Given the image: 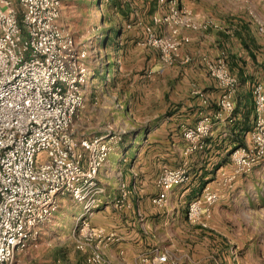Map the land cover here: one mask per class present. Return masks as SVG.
Listing matches in <instances>:
<instances>
[{"label":"built area","instance_id":"built-area-1","mask_svg":"<svg viewBox=\"0 0 264 264\" xmlns=\"http://www.w3.org/2000/svg\"><path fill=\"white\" fill-rule=\"evenodd\" d=\"M153 27H163L165 35L148 28V38L140 42L158 50L167 63L180 55L187 36L183 30L204 31L214 27L200 21L180 0H158ZM62 0H0V264H15L30 241L39 235L59 209V197L70 195L82 205V234L77 249L85 251L97 239L90 264H112L103 245L116 241L115 232L90 229L92 216L103 206L105 189L99 173L113 145L122 134L109 133L92 139H77L73 132L75 115L84 107L90 88L91 70L85 49L73 43L60 25ZM264 39V21L258 22ZM210 75L222 93L214 113L203 111L197 123L183 131L187 141L184 155L202 150L215 122L231 121L239 79L219 57L207 62ZM253 126L247 142L230 153L233 172H222L223 184L231 187L240 175L249 174L264 160V83L252 87ZM204 105L208 101L204 99ZM189 180L185 166L163 168L156 178L154 206L165 209L170 190ZM115 206L129 207L132 191L122 182ZM219 194L205 187L187 207L190 223L208 227ZM170 256L158 252L141 258L142 264H169Z\"/></svg>","mask_w":264,"mask_h":264},{"label":"crops","instance_id":"crops-1","mask_svg":"<svg viewBox=\"0 0 264 264\" xmlns=\"http://www.w3.org/2000/svg\"><path fill=\"white\" fill-rule=\"evenodd\" d=\"M180 2L198 20H210L214 24V27L204 31L181 32V36H187L189 40L183 43L180 50L179 73L185 83L193 87V92L191 90L192 94L185 93L183 96L178 94L179 106H173V114L155 124L158 129L155 128L157 133L154 136L160 138L164 146L150 156L152 143L145 140L150 145L143 149L142 157L147 152L149 161L147 169L143 165L140 170L143 173L146 171V174L141 173L133 180V184L139 185L137 196L131 201L129 197V207L121 209L112 205V198L120 193L119 186L111 191L102 179V170L118 150V144L113 145L99 173V184L105 189L101 195L104 204L92 216L91 223L96 229L115 232L118 236L116 241L103 245V252L112 264H130L137 259L140 262L141 257L158 252H166L169 256L184 253L190 262L191 258L195 261L197 255L199 260H202V255L210 259V253L218 249L224 255L230 254L228 243L232 242L242 255L237 258V264H264V160L249 174L236 177L231 187L223 184L222 177V172H233L230 153L236 146L247 142L246 134L253 126V84L258 81L264 83V39L257 30L258 22L264 21V0ZM154 8L155 13L159 8L158 1L157 8ZM142 16L138 18L144 20ZM157 29L159 35L166 34L165 28ZM141 37L144 39L143 28L132 29L126 35L131 43ZM219 57L225 59L230 73L239 79L234 117L231 121L215 122L205 147L185 156L188 144L183 131L194 126L203 111L214 113L217 110L222 91L210 75L207 62ZM182 61L190 62L184 64ZM87 95L88 92L86 99ZM204 99L208 101V106L204 105ZM83 108L75 115L74 121ZM73 132L77 139L105 135H85L74 128V123ZM181 166L188 170V182L170 190L169 204L165 209L157 208L152 203L157 193V176L165 167ZM205 187L219 194L208 228L190 223L186 218L189 203ZM64 201L73 202L78 216L81 215L82 205L70 195L59 197V208L65 204ZM111 207L114 208L113 213L109 210ZM215 243L218 248H214ZM169 264L172 262L169 261Z\"/></svg>","mask_w":264,"mask_h":264},{"label":"rangeland","instance_id":"rangeland-1","mask_svg":"<svg viewBox=\"0 0 264 264\" xmlns=\"http://www.w3.org/2000/svg\"><path fill=\"white\" fill-rule=\"evenodd\" d=\"M114 1L62 0L59 21L73 43L86 50L87 64L92 70L86 104L75 119L74 128L85 135L122 134L117 152L102 170V179L111 191L122 182L129 185L131 201L136 198L139 186L133 184V180L141 173L146 174L140 169L143 165L147 169L149 161L147 152L142 157L143 149L150 145L145 140L152 143L150 156L164 146L160 138L154 136L155 128L158 129L155 124L173 114V106H179L178 94H192L193 87L187 85L179 73V57L167 63L158 50L140 43L142 37L133 43L126 38L130 30L143 28L146 42L149 27L159 35L158 26L152 25V17L158 14V10L153 11L158 0H123L122 5ZM140 15L144 20L138 18ZM118 28L121 29L116 36ZM64 202L51 222L42 226L39 235L30 241L29 247L16 256L15 264H90L89 255L97 239L89 241L85 251L77 249L82 222L78 221L76 205ZM115 204L112 202L113 207L120 209ZM109 210L114 212L112 207ZM90 229L96 227L90 223ZM214 248H218L217 243ZM228 249L230 254L224 255L218 249L210 253V259L202 255L199 260L197 255L191 262L184 253H174L170 254V263L237 264V258L242 255L236 251L235 243H228ZM130 264L142 262L137 259Z\"/></svg>","mask_w":264,"mask_h":264},{"label":"trees","instance_id":"trees-1","mask_svg":"<svg viewBox=\"0 0 264 264\" xmlns=\"http://www.w3.org/2000/svg\"><path fill=\"white\" fill-rule=\"evenodd\" d=\"M122 3H123V0H115L114 1V4H116V5H122ZM120 29L121 28L117 29L116 36H118V33H119Z\"/></svg>","mask_w":264,"mask_h":264}]
</instances>
